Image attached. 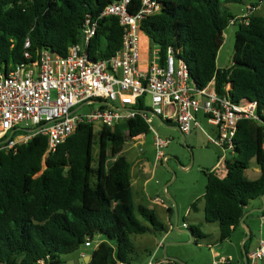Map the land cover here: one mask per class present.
<instances>
[{
  "label": "trees",
  "instance_id": "1",
  "mask_svg": "<svg viewBox=\"0 0 264 264\" xmlns=\"http://www.w3.org/2000/svg\"><path fill=\"white\" fill-rule=\"evenodd\" d=\"M121 1L0 0L2 73L26 63V52L33 61L45 50L67 57L70 47L81 42L87 18L97 22L85 50L89 61L112 58L122 48L124 28L118 18L100 16ZM262 1L157 0L159 13L141 24L162 63L169 48L181 53L196 89L214 82L218 95L234 103H257L258 120L238 125L227 176L205 173V221L218 225L221 243L241 227L250 203L264 197V16L254 13L247 23L234 25L233 65L217 67L224 35L237 18L227 5L257 8ZM139 8L140 0H133L129 11L133 15ZM150 134L138 116L113 129L102 127L98 134L93 125H80L46 158L48 138L41 135L16 152H0V264H68L65 257L87 249L89 241L96 246L86 253L92 257L89 264H132V237L168 233L155 211L135 205L132 164L121 156L126 143ZM254 162L261 171L256 180L247 175ZM188 230L198 245L207 239L199 226ZM250 240L244 244L247 255Z\"/></svg>",
  "mask_w": 264,
  "mask_h": 264
},
{
  "label": "built area",
  "instance_id": "2",
  "mask_svg": "<svg viewBox=\"0 0 264 264\" xmlns=\"http://www.w3.org/2000/svg\"><path fill=\"white\" fill-rule=\"evenodd\" d=\"M132 2L113 3L100 16L116 17L124 28L122 48L112 58L89 61L85 50L96 34L97 22L87 18L81 42L70 47L67 57L45 50L33 61L32 55L26 52V63L8 74L0 69V152H16L19 146L41 135L48 138L46 158L80 125L113 129L140 116L150 127L157 163L162 164L165 160L163 149L170 142L160 139L153 130L151 112L165 122H175L185 136L193 130H201L197 117L202 115L209 125L218 129L217 138L207 136L208 142L224 153H233L239 123L258 120L257 103L244 100L234 103L227 96L218 95L214 82L204 90L196 89L190 83L187 63L173 47L168 49L163 63L159 51L150 52L147 70L142 71L141 24L158 14L160 6L157 0H140L139 11L132 15L129 11ZM256 12L257 8L248 5L246 12L231 22V26L247 23ZM25 48H30L29 41ZM230 89L227 86L226 91ZM147 98L151 99L150 107L146 104ZM86 106L99 108L82 115L81 110ZM18 133L23 134L16 137ZM226 162L227 158L222 157L213 171L221 179L228 173ZM154 204L165 207L160 198ZM86 248L96 246L89 241ZM262 261L264 238L247 255L248 264ZM231 262V258H221L214 264ZM39 264L46 262L43 260Z\"/></svg>",
  "mask_w": 264,
  "mask_h": 264
},
{
  "label": "rangeland",
  "instance_id": "3",
  "mask_svg": "<svg viewBox=\"0 0 264 264\" xmlns=\"http://www.w3.org/2000/svg\"><path fill=\"white\" fill-rule=\"evenodd\" d=\"M248 5H227V8L234 17L238 18L246 12ZM256 13L264 16V0L257 7ZM237 30V26H230L224 35L225 41L217 59L218 69H228L233 65ZM155 51H159V49L151 48V53ZM146 104L151 106L150 98H147ZM97 108L99 106H86L81 110V114L88 115ZM197 120L201 125V130H193L190 135L186 136L185 144H183L181 134L175 129V122L171 127H166L156 119L153 120L152 128L158 137L170 142L163 149L164 155L170 159L162 164L157 163L153 134L133 142L129 141L124 147L121 156L125 157L133 167L142 168L139 178H135L136 171L132 177V196L135 205L155 208L158 219L166 224L169 230L168 234H147L132 237L134 249L132 264L155 262L158 259L165 260L166 257L177 259L183 264H214L215 261L223 257L234 260L233 264H243V242L246 239L247 230L240 227L231 241L221 243L218 225L200 222L198 219H202L204 215L193 209L195 203L198 206L205 204L203 199L207 186L205 173L214 171L222 157L227 158V161L232 160L233 157L232 153H224L208 142L207 136L217 138L218 129L209 125L207 118L202 115H199ZM95 130L98 134L99 126H95ZM20 134L23 133H18L16 137ZM95 156L96 158L98 156L97 147L95 148ZM254 164L256 163H253L247 173L252 180L257 179L255 172L258 169ZM150 178L151 180H149ZM157 198L164 202L165 207L170 208L171 214H168L166 210L157 208V205L154 204ZM253 204L260 203L255 201ZM136 216L142 222L137 213ZM185 222L199 223L207 239L201 241L199 245L191 242L190 236L184 234L186 232L183 226ZM170 224L173 227L170 228ZM249 229L251 240L248 242L247 248L250 252V250H255L258 247L261 230L260 228L254 230L250 227ZM162 242L163 247L158 248V243ZM88 251V249H83L65 257V259L77 261L80 253H88ZM82 263L84 264V261Z\"/></svg>",
  "mask_w": 264,
  "mask_h": 264
},
{
  "label": "crops",
  "instance_id": "4",
  "mask_svg": "<svg viewBox=\"0 0 264 264\" xmlns=\"http://www.w3.org/2000/svg\"><path fill=\"white\" fill-rule=\"evenodd\" d=\"M141 50H142V60H141V70L142 71H146L147 70V60H148V55H149V53L151 52V45H150V40H149V38L145 35V34H143L142 36H141ZM173 123L174 122H172L171 123V125H173ZM171 125H169L170 127H171ZM175 128H177V129H179L178 128V126H177V124L175 123ZM133 142V141H132ZM168 159H170V157H166L165 156V160L166 161H168ZM217 166H218V164L216 165V168H217ZM226 169H227V166H226ZM258 169V168H257ZM250 170V169H249ZM248 170V171H249ZM135 171L137 172V174H135L136 175V177H135V175H134V177L135 178H139L140 177V175H141V173H142V168H140V167H138V166H135V167H133L132 166V177H133V174L135 173ZM248 171H247V173H248ZM248 175V174H247ZM255 175H256V178L258 179L260 176H261V171L258 169L256 172H255ZM225 176H227V172H226V174L224 175V177ZM224 177H222V178H224ZM149 180H151V178L149 179ZM256 180V179H255ZM203 196H204V194H203ZM257 201H259V203L260 204H253V202H251L250 203V205L246 208V215H247V217H246V219L244 220V223L246 224V227L247 228H251V229H254V230H257L258 228H260V230H261V239L260 240H262L263 238H264V211L262 212V213H257L256 212V210H259V209H264V201H263V197L261 198V199H259V200H257ZM255 202V201H254ZM139 206V205H138ZM157 208H159V209H163V210H166V211H168V214H171L170 213V208L169 207H162V206H159V205H157ZM148 209H150V210H153V211H155V213H156V209L155 208H153V207H148ZM195 211L196 212H201L203 215H204V217L202 218V219H198V220H200V222H204V223H206V221H205V204H203V206H198L197 205V208L195 209ZM189 216H190V214H189ZM193 220V219H192ZM194 220H197V219H194ZM184 225H187L188 226V228H190L191 226H199L200 228H201V230H202V226L199 224V223H184ZM183 225V226H184ZM171 227H173V225L172 224H170V228ZM241 227H244L245 229H246V227L245 226H243V225H241ZM238 230V229H237ZM237 230L235 231V232H237ZM250 230V229H249ZM184 231H186V232H189V230L188 229H186V228H184ZM169 232V231H168ZM186 232H184V234H186ZM247 232V231H246ZM166 234H168V233H166ZM235 234V233H234ZM247 237V236H246ZM191 238V237H190ZM165 239V238H164ZM232 239V238H231ZM231 239L230 240H228V241H231ZM260 240H259V242H260ZM191 242H194V239H193V237L191 238ZM259 242H258V245H259ZM244 244L246 243V239L244 240V242H243ZM159 245H158V248H162L163 247V242L162 243H158ZM160 244L162 245V246H160ZM251 251V250H250ZM88 256H90V255H88V254H86V252H82V253H80L79 254V256H78V259H77V261H74V260H72V259H69L68 260V262L69 261H74L76 264H80V262H82V261H84V259L86 258V257H88ZM217 259H218V257H216ZM223 258H226V257H223ZM163 261H166V260H164V259H158V260H156L155 262L154 261H151V262H148V263H141V264H158L159 262H163ZM234 263V260H232V262L231 263H229V264H233ZM261 264H264V261L261 263Z\"/></svg>",
  "mask_w": 264,
  "mask_h": 264
},
{
  "label": "water",
  "instance_id": "5",
  "mask_svg": "<svg viewBox=\"0 0 264 264\" xmlns=\"http://www.w3.org/2000/svg\"><path fill=\"white\" fill-rule=\"evenodd\" d=\"M150 114L153 115L154 116V119H156L160 124H162V125H164L166 127H170L161 117L156 116V115H154L151 112H150ZM175 129L181 134V137H182V140H183V144H185V137L186 136L184 134H182V132L179 129H177V128H175ZM164 162H167V161L164 160L163 163ZM263 201H264V197H263ZM263 211H264V209L256 210L257 213H262ZM246 217H247V215H245V217L243 218V220L241 222V225H243L245 227H246V224L244 223V220L246 219ZM246 230H247L246 241H248L250 239V237H251V232H250L249 228H247V227H246ZM186 234L189 235L192 238V235H191L190 232H186ZM243 254H244V260H245V262H247V254H246L245 250H244V253ZM91 260H92V257L91 256L86 257L84 259V264H89L91 262ZM165 260L166 261H169V262H175L177 264H183L181 261H179L177 259H171V258L166 257ZM68 264H76V263L74 261H69ZM80 264H83V263L80 262Z\"/></svg>",
  "mask_w": 264,
  "mask_h": 264
},
{
  "label": "flooded vegetation",
  "instance_id": "6",
  "mask_svg": "<svg viewBox=\"0 0 264 264\" xmlns=\"http://www.w3.org/2000/svg\"><path fill=\"white\" fill-rule=\"evenodd\" d=\"M243 264H248V262H245V260H243Z\"/></svg>",
  "mask_w": 264,
  "mask_h": 264
}]
</instances>
